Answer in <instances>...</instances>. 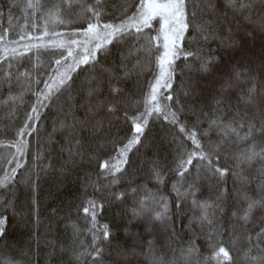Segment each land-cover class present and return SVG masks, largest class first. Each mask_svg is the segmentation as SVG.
Listing matches in <instances>:
<instances>
[{
	"label": "snow or ice",
	"instance_id": "1",
	"mask_svg": "<svg viewBox=\"0 0 264 264\" xmlns=\"http://www.w3.org/2000/svg\"><path fill=\"white\" fill-rule=\"evenodd\" d=\"M5 17L0 189L12 193L0 199L5 250V213L15 211L9 185L24 183L35 193L58 146L66 154L61 174L85 160L96 165L76 206L86 228L66 218L72 245L49 253L58 264L65 254L68 264H107L115 236L98 218L106 203L129 199L130 222L145 228L135 240L155 239L132 253L143 260L118 251L111 264H264V0H0V22ZM156 121L172 129L166 166L142 152L155 147L148 133ZM141 172L145 182L137 183ZM125 178L128 186L117 191ZM85 232L90 242L80 238ZM0 264L21 261L8 254Z\"/></svg>",
	"mask_w": 264,
	"mask_h": 264
},
{
	"label": "trees",
	"instance_id": "2",
	"mask_svg": "<svg viewBox=\"0 0 264 264\" xmlns=\"http://www.w3.org/2000/svg\"><path fill=\"white\" fill-rule=\"evenodd\" d=\"M22 2V0H17ZM120 3L121 0H116ZM3 3H7V0H3ZM16 17L20 16L19 10L15 12ZM15 24L16 21L14 20ZM0 26H7V17L3 22H0ZM226 34L227 28L223 29ZM260 41L256 40L253 45V49L259 50ZM212 48L216 45L212 44ZM178 64L183 66V61H178ZM187 71V70H185ZM256 76L259 77L258 65L254 68ZM180 68L177 69V78L174 87H178L181 82ZM132 82H129L131 87ZM27 99V97H26ZM26 107V105L24 106ZM24 108L20 109L19 115L23 117ZM55 118V112L52 113L41 128V140L48 132L52 131L53 119ZM0 123V128H2ZM151 130L148 133L149 141L154 148L147 150L142 149L145 160H151L156 156L162 163V165H168L172 159V148L169 146L168 141L172 135V129L163 125L162 121H156L150 125ZM207 127V124L203 125ZM11 135V133H9ZM214 136L215 133L213 132ZM36 140L31 139V151L36 150ZM56 151H51L50 156L46 159L45 163H50L51 167L47 172L40 174L39 187L35 193L25 186L24 183L11 184L10 188L15 190V211L9 209L5 215L9 218L7 225V243L11 245V249L5 250L3 243H0V259L5 255H12L21 261V264H58L59 257H51L49 255L52 247L55 246L57 252L61 247H71L72 245V232L71 229L66 226V218L71 216L72 220L78 221L82 228H86L85 221L83 219V213L79 216L76 213V206L80 203V199L84 194V187L87 183V176L92 175L93 179H96L94 173L96 171L95 164H89L87 160L76 168H72L70 172L61 174L60 169L64 167V159L66 154L62 157L59 154L58 146ZM87 150V149H86ZM7 155V151L0 148V161ZM29 163L31 158L29 157ZM27 167V165H26ZM71 168V165L67 166ZM148 165H144V172L147 171ZM260 167L259 164L256 165ZM165 171L167 168L165 167ZM20 173L24 172V169L19 170ZM144 172H141L137 176V183H144L142 178ZM3 175L0 170V176ZM34 175V173H33ZM253 176V185H255V173ZM127 179L119 185L117 191L127 187ZM19 180V174L17 175ZM148 187L154 189V182H148ZM88 193H93V189L88 187ZM36 198V205L32 203V196ZM0 199H12L11 192H5L0 189ZM132 201L129 199L126 205H108L105 204L104 211L99 216V223H107L112 229V233L115 239L111 241V245L106 248L105 258L107 264H111V260L117 257L118 251H123L128 254V259L133 261L143 260L144 257L140 255H132L133 252L139 253L140 245H144L145 251L147 250V240H154L152 236H146V239L139 243L135 240L137 234L145 233V228L137 221L130 222V214H127V209L131 206ZM3 211V209H0ZM85 242H90L91 237L87 233H83L80 237ZM188 234H184L185 243L188 240ZM198 243H202L198 241ZM227 248L231 249L232 245L226 243ZM157 250L159 254V244H157ZM202 251L207 254L206 245L202 247ZM111 254L109 257L108 254ZM68 255H64V264H68Z\"/></svg>",
	"mask_w": 264,
	"mask_h": 264
},
{
	"label": "rangeland",
	"instance_id": "3",
	"mask_svg": "<svg viewBox=\"0 0 264 264\" xmlns=\"http://www.w3.org/2000/svg\"><path fill=\"white\" fill-rule=\"evenodd\" d=\"M257 51V50H256Z\"/></svg>",
	"mask_w": 264,
	"mask_h": 264
}]
</instances>
